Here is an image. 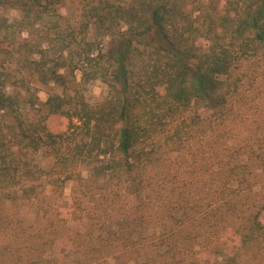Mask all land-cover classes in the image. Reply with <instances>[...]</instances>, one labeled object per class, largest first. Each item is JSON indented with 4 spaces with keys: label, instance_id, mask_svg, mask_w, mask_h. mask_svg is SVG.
I'll use <instances>...</instances> for the list:
<instances>
[{
    "label": "trees",
    "instance_id": "obj_1",
    "mask_svg": "<svg viewBox=\"0 0 264 264\" xmlns=\"http://www.w3.org/2000/svg\"><path fill=\"white\" fill-rule=\"evenodd\" d=\"M53 1L17 0L24 23L33 26L35 9L38 7L42 16ZM78 3V31L70 28L68 35L71 43L81 48L72 52L68 42L52 67L46 68V62H31L40 69L45 83L59 84L64 93L47 99L38 124L25 129L18 117L12 127L0 122V199L7 204L19 198L37 199L35 184L46 172L30 167L22 156L46 145L54 152L55 166L60 164L58 181L62 186L83 180L78 167L90 170L89 191L82 197L66 199L65 219L86 215L83 199L90 195L97 205L89 219L98 228V241L105 243L108 250L121 249V255L128 257L124 264H200L184 256L195 247L206 246L212 234L216 238L215 256L227 260V264H238L243 259L240 251L255 246L264 229V197L250 200L257 186L255 172L264 168V156L259 158L258 166L254 162L258 158H252L247 150L216 145L224 137L220 128L232 116L229 109L237 91V85L231 82L234 70L248 60L264 62V0H236L234 16L218 15L214 5L201 6V14L194 19L176 0ZM116 29L119 39H112L114 42L102 50L104 46L98 39ZM90 30L103 33L93 40ZM199 40L208 44V52L202 51ZM41 53L47 56V51ZM6 63L0 61V113L18 115L19 100L6 91L10 79L15 78ZM94 80L109 88V97L97 105L90 104L85 96L86 85ZM30 103L35 106V101ZM53 117L66 121L64 132L55 134L50 130ZM204 125L211 132L206 222L195 209L188 214V196L172 200L173 196L163 193L148 175L158 161L162 139L174 145L171 150H181L187 141L182 131ZM52 185L55 187L57 181ZM171 185L166 189L173 193L177 187ZM130 198L135 202L129 204ZM162 210L174 225L166 228L160 243L155 244L149 239L150 213ZM182 210L185 214L178 221L175 213ZM191 223L198 224L199 236L194 237V242L174 239L187 232ZM233 224L236 226L231 228ZM223 230H233L236 247L222 244L223 249H219L217 243ZM142 252L140 262H134V255ZM120 260L116 258L112 264H123Z\"/></svg>",
    "mask_w": 264,
    "mask_h": 264
},
{
    "label": "rangeland",
    "instance_id": "obj_2",
    "mask_svg": "<svg viewBox=\"0 0 264 264\" xmlns=\"http://www.w3.org/2000/svg\"><path fill=\"white\" fill-rule=\"evenodd\" d=\"M176 1L183 4L184 12L194 19L201 14V6L212 5L216 6L218 15L234 16L233 3L236 0ZM53 2L54 4L42 16H39L40 9L37 7L34 25L27 26L17 0H0V61L6 60V67L15 74V78L10 79L6 91L19 100L18 115L11 113L9 116H3L0 113V122L11 127L16 125V117L20 118L25 129L27 125L38 124L41 115L45 112L43 104L47 99L64 93V87L59 84L45 83L40 78V69H35V65L31 62H46V68L52 67L68 42L71 44L72 52H77L78 48H81L78 43H71L72 38L68 35L72 28L78 31L81 13L79 0ZM122 28L125 29V26ZM102 33L90 30V38L94 40ZM109 34L108 37L98 39L104 46L102 49L104 51L120 36L118 29ZM80 39L78 34V40ZM115 45L117 42L113 44ZM198 45L203 49L202 51L208 52L209 47L205 41L199 40ZM41 50L47 51V56L41 53ZM67 55L66 51L65 56ZM76 81H80V75L77 76ZM231 82L237 85L233 104L229 109L232 116L228 123L220 128L224 137L216 146L224 145L232 150L243 148L250 155L252 154V158H258L254 162L259 166L261 164L259 158L264 156V62L248 60L241 63L234 70ZM85 96L90 104H101L109 97V88L102 81L94 80L86 85ZM31 101H35L34 107L31 106ZM207 116L205 112V118ZM49 123L50 130L55 134L64 132L67 127L66 121L60 117H53ZM17 131L18 129L14 134H17ZM182 133L187 141L181 150H171L174 145L164 142L165 139L161 140L162 149L157 155L158 161L152 165L148 175L157 182L163 193L173 196L172 200H183L188 196L186 205L188 214L195 209L206 222L209 204L207 192L210 189V185L207 184V170L209 161L211 162L208 142L211 132L204 125L186 128ZM168 134L171 135L172 132ZM22 158L29 161L30 167L41 169L47 174L45 173L41 182L35 184L36 200L19 198L15 203L7 204L0 199V264H46L45 262L49 260H52L50 264H91L90 262L112 264L116 258H121L120 263L124 264L128 257L121 255V249L119 252L108 250L105 243L102 245L100 240L98 241V232H96L98 228L89 219V215L95 212L97 205L90 199V195L83 199L86 215L80 214V218L65 219L68 208L66 199L72 196L82 197L85 191H89L87 187L91 186L92 180L89 168L78 167L77 170L82 173L83 180L70 181L62 186L58 181L62 172L60 164L55 166L54 152L48 146H42L37 152L29 151ZM259 168L254 176L257 186L254 191L255 197L252 195L250 197L251 201L253 198L260 200L264 197L262 195L264 168ZM54 181H57L55 187L52 185ZM170 183L173 184L171 186L177 187L173 193H170V189H166ZM134 200L130 198L129 204L135 202ZM158 212L150 213L152 232H149V239L155 244L160 243L159 238L166 234V228L174 225V223L172 225L173 220L167 219L165 210ZM184 214V210L177 211L175 217L181 221ZM75 216L79 217L78 214ZM262 220L264 225V215ZM197 225L191 223L190 227L187 226L189 227L187 232L175 235L174 239L182 243L190 240L194 242V237L199 236ZM235 226L233 224L231 228ZM9 234L10 238H8ZM209 234L208 232L206 237ZM232 236H234L233 230H223L217 243V245L220 243L219 249H223L222 244L236 247L233 244L236 237L234 236V239ZM200 240L203 242L202 238ZM205 243L206 246L195 247V251L185 254L184 258L197 260L200 264H227V260L215 256L213 252L216 247V238L213 234ZM254 245L247 251L244 249L240 251L243 252V259L237 261L238 264H264V229L259 232ZM142 257L143 252L140 256L134 255L133 260L140 262Z\"/></svg>",
    "mask_w": 264,
    "mask_h": 264
}]
</instances>
